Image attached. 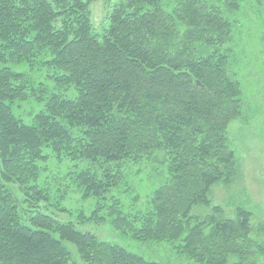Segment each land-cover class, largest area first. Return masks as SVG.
<instances>
[{"label":"trees","instance_id":"trees-1","mask_svg":"<svg viewBox=\"0 0 264 264\" xmlns=\"http://www.w3.org/2000/svg\"><path fill=\"white\" fill-rule=\"evenodd\" d=\"M91 1L0 0V264H175L49 214L39 181L52 156L89 162L73 181L98 202L80 223L166 242L191 264H261L264 221L211 198L243 176L229 127L243 116L230 44L245 0H118L101 32ZM20 65L52 70L75 95L35 84ZM29 94L44 106L25 123L13 108ZM144 160L166 164V181L151 209L126 212L107 194L126 181L124 164Z\"/></svg>","mask_w":264,"mask_h":264},{"label":"rangeland","instance_id":"rangeland-1","mask_svg":"<svg viewBox=\"0 0 264 264\" xmlns=\"http://www.w3.org/2000/svg\"><path fill=\"white\" fill-rule=\"evenodd\" d=\"M257 1L259 0H245L242 3V8L236 15L238 23L234 31V42L230 44L237 53L238 62L234 63L232 71L243 85L244 107L242 118L232 121L229 136L239 157L243 176L231 188L214 185L211 194L214 204L221 205L230 216H233L235 206L249 209L254 225L264 221V0L260 1L261 4ZM116 2L118 0L91 1V18L97 32L107 26V11ZM14 69L26 71L35 84L44 82L50 89L61 91L67 96H74L76 93L73 87L65 90L64 86H54L56 82L49 77L53 74L50 69H30L26 65L15 66ZM43 106L44 103L29 94L25 100L16 102L13 110L25 123H31L34 114ZM48 160L43 164L44 170L41 171L39 183H44L49 190V214L63 221H72L82 230H90L99 237L119 243L145 258L175 264L190 263L185 256L178 257L166 242L144 243L113 230L109 224L80 223L79 213H91L98 202L95 197L84 199L76 181H73L74 175L89 166V162H73L66 158L59 161L53 156ZM123 167L126 168V181L111 189L107 197H119L126 212L144 213L151 209L150 198L155 188L166 181L167 166L161 162L144 160L138 164L126 163ZM137 195L138 199L134 201L133 198ZM55 204L66 210L59 211ZM193 210L198 215L211 212L204 206L194 207ZM253 258L264 264V253H258Z\"/></svg>","mask_w":264,"mask_h":264}]
</instances>
